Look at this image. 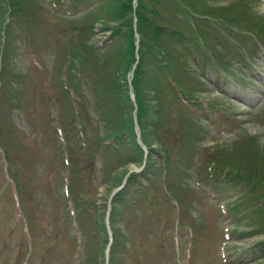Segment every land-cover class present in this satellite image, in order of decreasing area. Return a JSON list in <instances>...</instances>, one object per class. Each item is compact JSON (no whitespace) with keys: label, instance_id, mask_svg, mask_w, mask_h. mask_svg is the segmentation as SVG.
I'll list each match as a JSON object with an SVG mask.
<instances>
[{"label":"rangeland","instance_id":"obj_1","mask_svg":"<svg viewBox=\"0 0 264 264\" xmlns=\"http://www.w3.org/2000/svg\"><path fill=\"white\" fill-rule=\"evenodd\" d=\"M0 3L5 5L4 0ZM66 5L67 0L17 2V25L7 30L10 44L0 74L4 115L0 141L12 162L11 172L25 188L24 214L34 232L31 242L35 248L39 244L36 249L32 246L33 253L41 254L50 245L52 250L59 243L70 258L66 264H94L105 257L107 239L98 228L106 229L109 196L126 172L142 165L143 157L136 154L140 145L132 133L115 141L122 135L115 133L122 117L132 114L128 88L114 87L115 73L118 64L125 77L131 70L126 71L124 58L113 53L105 57L110 45L95 48V54L88 50L121 23L114 15L117 11L113 6L107 12L100 5L93 8L91 2L87 7L94 14L86 10L67 15ZM141 7L147 61L150 64L164 52L166 59L154 61L162 70L141 63L143 77L138 85L144 89L152 83L145 96L149 109L143 121L152 160L148 158L146 174L133 178L132 186L115 198L112 221L119 242L112 247L113 258L124 264H264V230L252 229L254 217H264L260 199L264 190L259 182L242 178L256 174L252 162L256 149L259 162L264 160V0H143ZM94 22L101 27H95L101 29L95 36L85 26ZM77 28L83 30V44L78 45L85 59L74 77L73 56L65 60L62 52L64 44H76L71 36ZM166 77L176 84L177 93ZM180 87L199 97L181 100L186 95ZM73 105L77 118L71 114ZM71 117L86 125L97 154L91 153L86 134L81 138L75 131L70 133L81 145L83 159L67 145L65 152L58 149L59 142L64 146L65 141L55 128L59 120L66 124ZM104 138H112L106 139L109 145ZM127 143L133 157L125 156ZM161 151L168 157L166 172L160 165ZM70 154L76 167H84L70 173L72 189L80 193L74 200L80 206L75 216L62 192L61 177L67 171L58 172L60 158ZM88 168L96 171V180ZM224 169H228L225 175ZM3 177L0 173V181ZM9 199V190H3L0 211L5 215L0 231L6 232L0 235V261L12 264L13 248L27 233L23 219L12 222ZM225 229L230 237L223 263L219 247ZM26 244L28 240L22 242L15 260L29 259ZM46 261L60 264L51 251Z\"/></svg>","mask_w":264,"mask_h":264},{"label":"trees","instance_id":"obj_2","mask_svg":"<svg viewBox=\"0 0 264 264\" xmlns=\"http://www.w3.org/2000/svg\"><path fill=\"white\" fill-rule=\"evenodd\" d=\"M109 2L113 3L115 6H114V9L117 11V14H114L117 19L120 20V24L119 25H123V26H129L132 24V15H131V10H132V4H131V0H109ZM111 3H110V7H111ZM107 9L108 6H105ZM130 13V14H128ZM112 14H110L111 16ZM138 16V14H137ZM121 26L117 27L116 29H121ZM127 33H126V38L128 39L127 40V43L126 45L124 46L123 50L125 52V58H124V61L122 63H124V65L126 66V71L130 69L131 67V63L133 62L134 60V56H133V48H134V45H133V34H132V28L129 27L127 29ZM121 57V56H120ZM117 61V60H116ZM141 61V60H140ZM120 67H122V64H118L117 65V76L115 77V81L113 82L114 83V87H121V89H124V88H127V83H126V78L123 74V69H121ZM141 64L138 65L137 67V70H136V76H135V79L133 80V84L135 85L136 83V104H137V107H138V110H137V116H138V122L140 124V127H141V130L143 131L144 127H143V121H144V118L146 117V114L148 113V104H147V100L145 99V96H146V92H144L142 90V88H140V86H138V81H139V78L140 76L142 75L143 71H141ZM121 69V70H119ZM125 69V67H124ZM120 80L122 81V83H126L124 88H122V83L120 82ZM121 83V84H120ZM117 90H120V88H116ZM126 95H128L126 93ZM127 99L128 101H130V98L129 96H127ZM130 105L128 106V109L130 110V112L133 110V104L132 102L129 103ZM122 111L124 112V110L122 109ZM124 117H122V121H121V127L120 128H117V130L115 131V133L117 132L118 135L120 134H125L126 132H134V121H133V115L130 113L129 117L126 118L125 120H123ZM124 121V123H123ZM252 162L253 164L256 166L257 170H256V174L254 176V174L250 175L249 177L252 178V176L256 177L258 175H260V178L258 180H253L256 181V182H259L260 185H262V183L264 182V161H260L259 162V159L257 158H252ZM260 164V165H259ZM258 165L260 166V168L258 169ZM261 167H262V170H261ZM238 172V170H237ZM250 179V178H249Z\"/></svg>","mask_w":264,"mask_h":264}]
</instances>
